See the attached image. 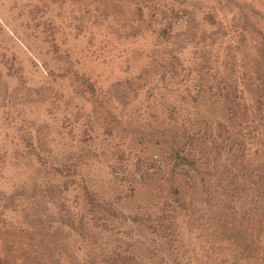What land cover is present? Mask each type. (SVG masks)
Returning a JSON list of instances; mask_svg holds the SVG:
<instances>
[{
	"label": "rangeland",
	"instance_id": "374dc122",
	"mask_svg": "<svg viewBox=\"0 0 264 264\" xmlns=\"http://www.w3.org/2000/svg\"><path fill=\"white\" fill-rule=\"evenodd\" d=\"M0 264H264V0H0Z\"/></svg>",
	"mask_w": 264,
	"mask_h": 264
}]
</instances>
